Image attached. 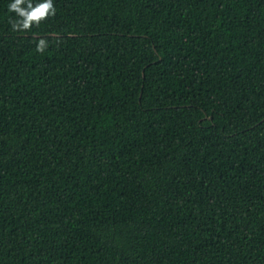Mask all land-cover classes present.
<instances>
[{
	"label": "trees",
	"instance_id": "16d2710c",
	"mask_svg": "<svg viewBox=\"0 0 264 264\" xmlns=\"http://www.w3.org/2000/svg\"><path fill=\"white\" fill-rule=\"evenodd\" d=\"M10 2L0 264H264V0Z\"/></svg>",
	"mask_w": 264,
	"mask_h": 264
},
{
	"label": "clouds",
	"instance_id": "9594fccd",
	"mask_svg": "<svg viewBox=\"0 0 264 264\" xmlns=\"http://www.w3.org/2000/svg\"><path fill=\"white\" fill-rule=\"evenodd\" d=\"M8 11L14 13L9 18L10 31L14 33L31 32L33 26L56 15L54 0H11ZM49 47L47 38H39L36 51L43 54Z\"/></svg>",
	"mask_w": 264,
	"mask_h": 264
}]
</instances>
